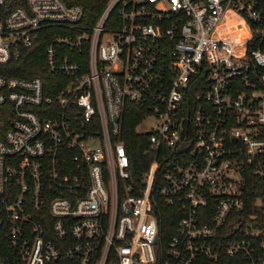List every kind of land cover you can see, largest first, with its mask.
<instances>
[{"label":"built area","instance_id":"2783aa9c","mask_svg":"<svg viewBox=\"0 0 264 264\" xmlns=\"http://www.w3.org/2000/svg\"><path fill=\"white\" fill-rule=\"evenodd\" d=\"M262 18L264 0L0 9V264H264ZM32 49L37 71L12 72ZM130 104L161 148L138 182ZM165 201L179 218L161 243Z\"/></svg>","mask_w":264,"mask_h":264},{"label":"trees","instance_id":"16d2710c","mask_svg":"<svg viewBox=\"0 0 264 264\" xmlns=\"http://www.w3.org/2000/svg\"><path fill=\"white\" fill-rule=\"evenodd\" d=\"M24 0H6L2 5H0V9L3 12L8 11L11 7L18 3H22ZM69 2H80L83 6L84 15L86 14L90 20L94 19L96 14L100 11L106 0H68ZM259 26L264 27V18L260 21L251 23V28L254 30L253 36L248 40V48L253 46H259L264 49V28L263 32H256V28ZM40 59L42 58L36 54L33 49L32 51H28L26 55L20 57L16 60V64H18V68L12 70V72L18 74H31L37 71ZM22 67V68H21ZM27 70V71H25ZM42 68V67H41ZM41 70V69H40ZM47 77V75L44 74ZM141 117V110L136 106L130 104L129 108L126 109L125 118L123 121V136L126 141V145L128 146V150L131 156L130 163V172L131 177L130 181L138 182L141 180L143 171L148 167L151 159L157 157L160 149L154 150L151 149L146 137L143 132H140L136 129V125L139 122ZM255 180L254 177L246 178L243 187V196L245 201V206L249 210H257L254 206L257 196V191L253 190ZM158 178H156V182ZM158 184L155 183V187ZM158 211V220L160 227V237L161 243L165 242L168 236L175 230L176 221L179 218L178 212L175 210L173 204L168 202H163L161 206H159ZM2 252L0 251V257Z\"/></svg>","mask_w":264,"mask_h":264},{"label":"rangeland","instance_id":"374dc122","mask_svg":"<svg viewBox=\"0 0 264 264\" xmlns=\"http://www.w3.org/2000/svg\"><path fill=\"white\" fill-rule=\"evenodd\" d=\"M228 23L227 22H225L224 24H221L220 25V28H219V30H218V32H224V33H227L228 32ZM141 126H142V124H141Z\"/></svg>","mask_w":264,"mask_h":264},{"label":"bare ground","instance_id":"6f19581e","mask_svg":"<svg viewBox=\"0 0 264 264\" xmlns=\"http://www.w3.org/2000/svg\"><path fill=\"white\" fill-rule=\"evenodd\" d=\"M235 30L237 29V28H234Z\"/></svg>","mask_w":264,"mask_h":264}]
</instances>
